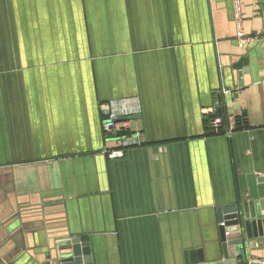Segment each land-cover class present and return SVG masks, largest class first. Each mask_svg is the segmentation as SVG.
I'll use <instances>...</instances> for the list:
<instances>
[{
    "label": "crops",
    "instance_id": "obj_1",
    "mask_svg": "<svg viewBox=\"0 0 264 264\" xmlns=\"http://www.w3.org/2000/svg\"><path fill=\"white\" fill-rule=\"evenodd\" d=\"M237 33L234 0H0V260L51 262L71 225L96 264H182L216 206L264 191V46Z\"/></svg>",
    "mask_w": 264,
    "mask_h": 264
},
{
    "label": "water",
    "instance_id": "obj_2",
    "mask_svg": "<svg viewBox=\"0 0 264 264\" xmlns=\"http://www.w3.org/2000/svg\"><path fill=\"white\" fill-rule=\"evenodd\" d=\"M218 112H222V109ZM122 121L118 118L116 122ZM167 152V148L149 147L151 160ZM42 210L37 208V210ZM208 241L203 239L199 247H192L184 252L182 264H209L215 261L237 264L240 259L248 260L255 249H264V191L238 193L233 202L214 208ZM71 224V223H70ZM55 240V239H54ZM217 259H213L214 255ZM50 261L53 264H96L92 240L83 241L82 236L68 226L59 242L50 249ZM0 264H4L0 260Z\"/></svg>",
    "mask_w": 264,
    "mask_h": 264
},
{
    "label": "built area",
    "instance_id": "obj_3",
    "mask_svg": "<svg viewBox=\"0 0 264 264\" xmlns=\"http://www.w3.org/2000/svg\"><path fill=\"white\" fill-rule=\"evenodd\" d=\"M234 4H235V18L238 24L237 39L239 43L241 45L259 43L262 46H264V33L248 36L241 30L242 2L241 0H234ZM100 110L105 117L104 129L108 133L114 132L115 129L119 126V123H117L116 120L120 118V115L127 114V108L125 107V103H122L120 105L114 102L103 103L100 105ZM205 114L214 115V111L212 109L205 110ZM212 126H213L214 131L219 134L223 131L225 134H231L234 131V129H230V128L225 130L224 122L222 118L220 117H214L212 119ZM125 129H126L125 126L124 128L122 127V130H125ZM121 156H122L121 152H114L113 154L110 155L112 159L121 157ZM46 264H53V263L48 262ZM248 264H264V258H253L248 262Z\"/></svg>",
    "mask_w": 264,
    "mask_h": 264
},
{
    "label": "trees",
    "instance_id": "obj_4",
    "mask_svg": "<svg viewBox=\"0 0 264 264\" xmlns=\"http://www.w3.org/2000/svg\"><path fill=\"white\" fill-rule=\"evenodd\" d=\"M241 121L239 120V119H237L236 120V129H234V130H241V129H246L247 128V125H244L243 123L241 124L240 123ZM226 123V122H225ZM225 123H224V125H225ZM241 127V128H240ZM221 134H223V132L222 133H220L219 135H221Z\"/></svg>",
    "mask_w": 264,
    "mask_h": 264
}]
</instances>
